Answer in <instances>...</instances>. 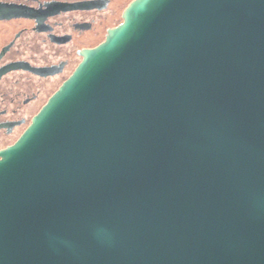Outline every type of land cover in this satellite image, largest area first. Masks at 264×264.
Segmentation results:
<instances>
[{
  "label": "water",
  "instance_id": "1",
  "mask_svg": "<svg viewBox=\"0 0 264 264\" xmlns=\"http://www.w3.org/2000/svg\"><path fill=\"white\" fill-rule=\"evenodd\" d=\"M81 55L0 150V264H264V0H132Z\"/></svg>",
  "mask_w": 264,
  "mask_h": 264
},
{
  "label": "flooded vegetation",
  "instance_id": "2",
  "mask_svg": "<svg viewBox=\"0 0 264 264\" xmlns=\"http://www.w3.org/2000/svg\"><path fill=\"white\" fill-rule=\"evenodd\" d=\"M50 1L80 0H0L27 7L22 16L0 18V150L17 140L71 76L81 51L102 43L122 22L126 8L120 0H97L61 11Z\"/></svg>",
  "mask_w": 264,
  "mask_h": 264
},
{
  "label": "rangeland",
  "instance_id": "3",
  "mask_svg": "<svg viewBox=\"0 0 264 264\" xmlns=\"http://www.w3.org/2000/svg\"><path fill=\"white\" fill-rule=\"evenodd\" d=\"M131 0H120V2H122V8L121 9H123L124 7H126L127 6V4L130 2ZM116 18H119V15H117V17ZM119 20L117 19L116 21H112L111 23H112V25H113V23H117Z\"/></svg>",
  "mask_w": 264,
  "mask_h": 264
}]
</instances>
